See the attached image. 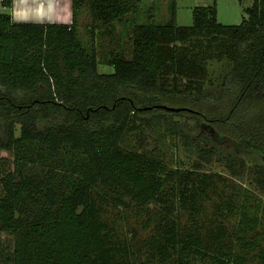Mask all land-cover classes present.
Returning <instances> with one entry per match:
<instances>
[{"label":"trees","instance_id":"1","mask_svg":"<svg viewBox=\"0 0 264 264\" xmlns=\"http://www.w3.org/2000/svg\"><path fill=\"white\" fill-rule=\"evenodd\" d=\"M144 1L72 0V22L56 24L16 22L12 0H0V230L13 237L10 264H264V202L206 171L215 147L176 120L196 117L257 153L252 180L264 189V0L236 25L217 21L215 2L196 7L187 26L176 23L175 0L164 22ZM120 21L130 54L112 52L113 72L100 73L97 33ZM157 121L197 152L189 167L141 145ZM129 135L138 147L124 144ZM225 162L239 178L234 159ZM113 207L145 218L139 246L108 217Z\"/></svg>","mask_w":264,"mask_h":264},{"label":"rangeland","instance_id":"2","mask_svg":"<svg viewBox=\"0 0 264 264\" xmlns=\"http://www.w3.org/2000/svg\"><path fill=\"white\" fill-rule=\"evenodd\" d=\"M170 2L171 0H145L142 7L145 11H149L150 9L158 22H164L169 15L168 4ZM214 2L217 21L222 24L236 25L246 17V8L252 5L253 0H175L176 23L183 26L191 25L193 22L192 11L196 7L212 5ZM0 11H3L1 4ZM139 20H144L143 14H141ZM90 21L91 16L88 8L84 7L80 9L77 15L76 26L82 36L85 35ZM131 42L130 24H124L122 21L115 22L112 29L97 33V70L100 73L113 72V67L108 64L111 53L123 52L129 55L132 48ZM176 120L184 123L182 128L190 134L191 138L197 135L201 136L203 133L206 139L201 142L202 146L215 147L213 149L214 155L212 156V161L205 166L206 171L221 173L229 179L237 180L240 185L248 187L264 202V189L260 188L252 180L254 175L252 171L255 164H263L262 159H260L257 153L236 147L233 141L228 138H219L209 124L199 121L196 117H176ZM143 133L141 135V145L160 153V156L169 163V166L189 167L195 159H198V154L194 149L189 151L181 142L176 144L174 136L166 131V126L162 121H157L152 130ZM137 138L138 136L136 135H129L125 138L124 144L127 147L136 148L140 145ZM0 155L5 154L1 153ZM217 156H222L223 160H216ZM228 157L234 159V167L240 172L239 178L231 175L233 168L225 162ZM243 161L245 162L242 165ZM108 217L120 228L123 236L133 238L135 242L138 238L137 246L140 245L141 239L149 235L147 221L134 209L123 210L121 207H113L109 210ZM0 248L4 251V254L0 258V264H10L7 256H5V254H8L13 249V237L10 232L0 230ZM194 264L211 263L196 262Z\"/></svg>","mask_w":264,"mask_h":264},{"label":"crops","instance_id":"3","mask_svg":"<svg viewBox=\"0 0 264 264\" xmlns=\"http://www.w3.org/2000/svg\"><path fill=\"white\" fill-rule=\"evenodd\" d=\"M9 11L16 22L70 24L73 18L72 0H12Z\"/></svg>","mask_w":264,"mask_h":264},{"label":"water","instance_id":"4","mask_svg":"<svg viewBox=\"0 0 264 264\" xmlns=\"http://www.w3.org/2000/svg\"><path fill=\"white\" fill-rule=\"evenodd\" d=\"M172 110H174V111H178L179 109H178V108H172Z\"/></svg>","mask_w":264,"mask_h":264}]
</instances>
